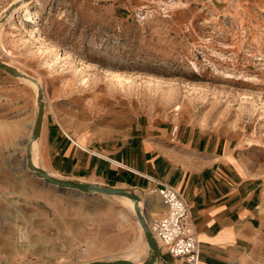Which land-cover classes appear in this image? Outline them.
<instances>
[{
	"label": "rangeland",
	"instance_id": "374dc122",
	"mask_svg": "<svg viewBox=\"0 0 264 264\" xmlns=\"http://www.w3.org/2000/svg\"><path fill=\"white\" fill-rule=\"evenodd\" d=\"M16 1L0 0V19ZM242 1L26 0L0 23V62L44 85L43 130L56 120L82 146L123 136L143 114L214 131L263 182L264 222V4ZM36 92L0 70V264L144 262L151 251L130 197L59 191L28 169ZM42 135L31 147L35 165L68 179L50 168ZM57 199L76 203V213L54 221ZM249 247L243 264H264V223Z\"/></svg>",
	"mask_w": 264,
	"mask_h": 264
},
{
	"label": "crops",
	"instance_id": "0c3cea01",
	"mask_svg": "<svg viewBox=\"0 0 264 264\" xmlns=\"http://www.w3.org/2000/svg\"><path fill=\"white\" fill-rule=\"evenodd\" d=\"M242 2L260 7L264 4V0ZM126 128L123 136L98 144L91 140L82 146L56 120L47 132L42 124L43 142L50 148L48 164L54 173L71 180L128 187L143 193L141 208L147 225L155 211L146 213L152 205L145 191L155 186L153 180L173 185L184 196L198 232V264H243L250 243L263 228V182L244 173L232 143L214 131L176 126L161 116L148 114L134 118ZM33 181L26 185L30 196L37 193ZM156 201L161 212L163 205L159 198ZM52 208L56 221L66 217L67 210L76 213L77 204L57 199ZM72 224L65 227L71 234L75 233ZM41 228L48 237L51 229L45 225ZM161 256L159 264H185L165 251Z\"/></svg>",
	"mask_w": 264,
	"mask_h": 264
},
{
	"label": "water",
	"instance_id": "95a60500",
	"mask_svg": "<svg viewBox=\"0 0 264 264\" xmlns=\"http://www.w3.org/2000/svg\"><path fill=\"white\" fill-rule=\"evenodd\" d=\"M23 1L26 0H18L15 3H12L9 5L4 12L3 17L0 19L3 21L13 10L14 7H18ZM0 70L5 71L12 76H15L17 78H22L29 80L33 82L36 87H37V102H36V118L34 121V124L31 128L32 132L30 134L29 141L26 145V160H27V165L28 169L30 172L36 176L37 178H40L43 182H45L48 185H52L54 187H58L59 191L63 189H68V190H77L79 192H83L85 194H92V193H98L102 195H121L125 197H130L133 202H134V215L137 219V222L139 224V227L141 228L143 234H144V239L146 241L148 249L151 251L149 257L142 263L140 264H159L162 261V256H161V251L158 249L157 242L155 238L152 236L151 232L148 229L147 225V218L146 215L144 214L143 209L139 205V201L141 200V197H139L133 190L132 188H122V187H115V186H106L98 183H88L84 181H79V180H71V179H64L60 177H53L51 176L43 167L41 166H36L32 162V143L36 141L39 136L41 135V128L43 124V119H44V95H43V90L41 88L40 83L38 80L35 78L27 75L26 73H22L18 71V69L10 66L9 64L5 62H0ZM85 264H137L134 261L130 259H122V258H114V259H107V260H94Z\"/></svg>",
	"mask_w": 264,
	"mask_h": 264
},
{
	"label": "built area",
	"instance_id": "2783aa9c",
	"mask_svg": "<svg viewBox=\"0 0 264 264\" xmlns=\"http://www.w3.org/2000/svg\"><path fill=\"white\" fill-rule=\"evenodd\" d=\"M153 182L155 186L147 191L158 197L163 205L161 212H155L149 218L158 249L185 264H198L201 249L198 232L184 196L169 183Z\"/></svg>",
	"mask_w": 264,
	"mask_h": 264
},
{
	"label": "bare ground",
	"instance_id": "6f19581e",
	"mask_svg": "<svg viewBox=\"0 0 264 264\" xmlns=\"http://www.w3.org/2000/svg\"><path fill=\"white\" fill-rule=\"evenodd\" d=\"M24 9V15L28 18L29 17V10L28 9H26L25 7L23 8ZM13 17H15V14H10L9 15V17H8V19H7V21L8 20H11ZM37 28V26H35V29ZM42 89H44V85H42V87H41ZM28 141H29V139L28 140H26L25 141V148H26V145H27V143H28ZM24 142V141H23ZM33 144V143H32ZM27 149V148H26ZM26 154H27V151H26ZM32 162H33V164L35 165V163H34V161H33V156H32ZM26 165H27V160H26ZM28 166V165H27ZM37 166V165H36ZM29 168V167H28ZM52 176V175H51ZM54 177V176H53ZM136 193V192H135ZM139 197H141V200L138 202L139 203V205H140V207H141V203H142V199H143V193H141V194H139V193H136ZM147 197V201L149 202L150 201V197L149 196H146ZM144 200V199H143ZM150 206V205H149ZM133 208H134V203H133ZM139 225V224H138ZM140 228V227H139ZM148 229H149V231L151 232V230H150V227H149V223H148ZM140 231L142 232V230H141V228H140ZM151 234H152V236H153V233L151 232ZM142 236H143V240H144V242L146 243V241H145V239H144V234H143V232H142ZM154 237V236H153ZM155 238V237H154ZM147 245V244H146ZM158 246V245H157Z\"/></svg>",
	"mask_w": 264,
	"mask_h": 264
}]
</instances>
